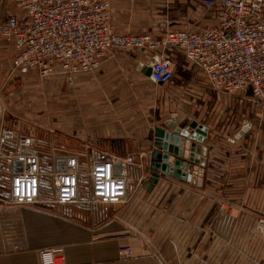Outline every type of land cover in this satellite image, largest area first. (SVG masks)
<instances>
[{
  "label": "crops",
  "instance_id": "obj_1",
  "mask_svg": "<svg viewBox=\"0 0 264 264\" xmlns=\"http://www.w3.org/2000/svg\"><path fill=\"white\" fill-rule=\"evenodd\" d=\"M109 3L116 31L198 30L212 21L202 0ZM10 5L0 0V20L14 11ZM16 49L0 36V131L11 126L1 91L3 81L18 72L11 68ZM169 54L174 77L162 94V85L142 72L146 53L141 51L113 52L99 69L78 75L72 89L55 80L59 99L63 96L58 138L74 137L79 145L70 149L81 154L105 149L132 155V162L139 151L153 147V128L176 113L180 127L191 120L205 127L201 185L161 175L148 190L143 187L148 173L129 163L128 179L141 180L135 194L120 205L98 207L48 203L53 188L42 180L44 202L8 211L0 206V264H41L39 249L55 246L64 253L57 264H264V229H258L264 222V116L246 92L209 90L204 75L184 64L177 50ZM162 102L168 103L166 111ZM123 244L131 247V257L119 256Z\"/></svg>",
  "mask_w": 264,
  "mask_h": 264
},
{
  "label": "built area",
  "instance_id": "obj_2",
  "mask_svg": "<svg viewBox=\"0 0 264 264\" xmlns=\"http://www.w3.org/2000/svg\"><path fill=\"white\" fill-rule=\"evenodd\" d=\"M202 2L212 21L198 30L122 32L110 25L108 0H14V11L0 20V36L17 44L11 59L14 71L48 82L62 80L70 89L78 75L99 69L116 51L146 53L141 69L150 68L148 79L154 85L168 84L174 77L175 64L169 54L174 49L204 75L209 90H250L264 116V0ZM36 139L30 133H18L13 126L0 131L2 211L44 202L42 180L53 188L48 203L120 205L131 191L127 164L144 169L153 148L139 151L132 162L128 161L132 155L122 157L105 149L81 154L63 145L51 146L49 154L54 156L50 157L41 155L38 144L42 141L36 144ZM46 158H50L49 167L43 165ZM15 162L20 163L19 170ZM118 254L131 257L132 249L120 245ZM63 255L60 246L38 251L41 264H57Z\"/></svg>",
  "mask_w": 264,
  "mask_h": 264
},
{
  "label": "rangeland",
  "instance_id": "obj_3",
  "mask_svg": "<svg viewBox=\"0 0 264 264\" xmlns=\"http://www.w3.org/2000/svg\"><path fill=\"white\" fill-rule=\"evenodd\" d=\"M9 1L12 4L10 7L13 8L14 0ZM2 17L4 18V16ZM180 58L184 60V64H190L185 59H183V57L180 56ZM3 65L7 64L3 63ZM54 81L55 80L50 82V85L48 82L37 79L32 74H21V72L18 71L16 75H11V77H9L6 81H3L1 91V94H3L2 99L5 97L6 120L11 123V126H13L18 133H30L35 136L37 138L36 144H38L39 141H42L41 144H38L39 149L42 151L41 155L50 157L54 155L46 153V149H50V147L53 145L56 146L59 141L65 148H73L79 145V142L76 141L74 137L66 138L65 140L58 138V134H61L62 132L61 129L59 130L61 126L58 123V109L61 102H63V89L60 90L62 92L60 97H62L59 99V89L55 88L57 84ZM168 85L169 83L160 86L158 88L159 93H164ZM63 86L64 83L62 84L61 88ZM167 104L168 103L166 102H162L163 109L167 106ZM192 108L196 112L195 115L200 116V111H196V109L200 110V107L194 106ZM166 110L167 108H165V111ZM49 161L50 158H46L43 161V165L45 167H49L47 164ZM134 184L135 183L133 181L130 185L131 191L126 202L135 194L136 190L138 189V187L134 188ZM261 234L264 235L263 232ZM262 235L259 234V245H261L260 243L263 241Z\"/></svg>",
  "mask_w": 264,
  "mask_h": 264
},
{
  "label": "water",
  "instance_id": "obj_4",
  "mask_svg": "<svg viewBox=\"0 0 264 264\" xmlns=\"http://www.w3.org/2000/svg\"><path fill=\"white\" fill-rule=\"evenodd\" d=\"M144 75L149 76L150 68L142 66ZM251 96V91H246ZM0 106V116L2 115ZM179 118L172 113L170 118L163 121L161 126L153 128V140L150 153V164L143 171L148 173L147 182L143 187L151 190L161 175H167L186 183L200 186L205 172L207 148L201 145L206 133L205 127L195 120L180 127ZM249 128L244 126L240 134ZM15 170L20 169V163L15 162ZM118 167V165H117ZM63 169V167H59ZM146 175H143L145 177ZM264 229V222L259 223L258 229Z\"/></svg>",
  "mask_w": 264,
  "mask_h": 264
}]
</instances>
